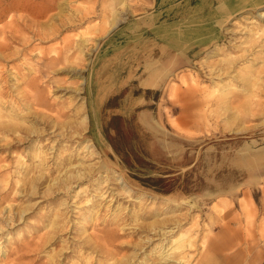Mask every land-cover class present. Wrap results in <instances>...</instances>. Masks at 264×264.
I'll return each instance as SVG.
<instances>
[{"label":"rangeland","instance_id":"rangeland-1","mask_svg":"<svg viewBox=\"0 0 264 264\" xmlns=\"http://www.w3.org/2000/svg\"><path fill=\"white\" fill-rule=\"evenodd\" d=\"M226 1L0 0V264H264V3ZM148 64L134 172L96 138Z\"/></svg>","mask_w":264,"mask_h":264},{"label":"crops","instance_id":"crops-1","mask_svg":"<svg viewBox=\"0 0 264 264\" xmlns=\"http://www.w3.org/2000/svg\"><path fill=\"white\" fill-rule=\"evenodd\" d=\"M152 65H145L143 66V76H141L139 79L136 80L135 85H132L131 82H126L125 84L120 86V89L114 91L113 93L109 94L106 99L103 102V110L104 112H110V115L108 116L106 122L102 124V139L105 145L109 148V150L115 154L121 163L124 164L126 168L127 165L125 164L124 160L130 159V163L133 164V168H128L131 171L138 172V171H144L148 169H156L158 168L156 166V163L153 162L148 154L145 152L143 148V152L139 151L138 149H132L131 141L125 140V136L128 135V132H125L126 128L136 127L139 123L136 119L137 112L139 111V108L137 109L135 106H141L142 105H150L151 103H154L156 100V95L158 92V88L161 86L162 81L165 78V75H161V71L159 69H152ZM133 80V79H130ZM145 83H150L151 86H145ZM115 87H117L115 85ZM131 88L134 87L136 89V92L132 93V98L137 101V104L133 107H129V109L126 110V108L122 107L120 104V98L122 94L121 88ZM136 108V109H135ZM149 112L143 111L140 114H138L137 118L141 120L144 123H147L149 120ZM113 118H120L114 125L110 124L111 120ZM120 123L119 127L118 124ZM120 130V133H117L116 129ZM109 133L112 138L115 139L116 146L119 150V152H116L109 141L107 140L105 132ZM133 143V142H132ZM134 157H138L139 159L143 160L145 162L144 167H140L134 162ZM157 178H161L160 175H155ZM163 178V177H162Z\"/></svg>","mask_w":264,"mask_h":264},{"label":"bare ground","instance_id":"bare-ground-1","mask_svg":"<svg viewBox=\"0 0 264 264\" xmlns=\"http://www.w3.org/2000/svg\"><path fill=\"white\" fill-rule=\"evenodd\" d=\"M202 1V0H201ZM228 2H230V0H227ZM227 1H226V3H227ZM245 1L246 0H237V2H238V4L236 3L235 5H234V2H235V0H233L232 1V4L230 5H228V8H226L224 11L226 12V14L228 13L229 14V12H230V14H235V13H239V10H241V9H245V7H247V6H249V4H247V6H245V5H242L239 9H237L239 6H240V4L242 3V2H244L245 3ZM256 1H258L259 3H264V0H256ZM217 6V5H216ZM235 6V7H234ZM210 7V6H209ZM230 7H233V8H231L230 9ZM249 8V7H248ZM251 9V8H250ZM246 10V9H245ZM255 10V9H254ZM242 11V10H241ZM248 12H250V11H248ZM261 13V12H260ZM220 14V13H219ZM257 15V14H256ZM116 14H115V16H114V18H113V22H112V24H111V26L112 27H114V26H116L118 23H120L121 21L120 20H117L116 19ZM227 16V15H226ZM264 17V13H262V14H260V17ZM217 17V16H216ZM223 17V16H222ZM224 18H226L227 19V17H223V21L225 20ZM217 19V18H216ZM262 19V18H261ZM220 20V19H219ZM221 22V21H220ZM228 22V21H227ZM231 23V22H230ZM251 23H253V22H251ZM226 24V23H225ZM220 26V25H219ZM222 27V26H221ZM220 29V28H219ZM225 29V28H224ZM201 38V37H200ZM193 46V45H192ZM189 48H190V44H187V46H186V48H184V50L185 51H187V50H189ZM183 50V51H184ZM196 50V49H195ZM212 53V52H211ZM206 54V53H205ZM208 54V53H207ZM212 54H215V52L214 53H212ZM191 55H193V54H191ZM182 58V57H181ZM172 64V63H171ZM194 66V65H193ZM145 86H151V84L150 83H145ZM98 128V127H97ZM97 128H95L96 130L95 131H97ZM98 139V137L96 138V141L98 142V144L101 142V143H103V140H102V138L99 136V139ZM100 140V141H99ZM76 177V176H75ZM120 180V179H119ZM151 226V225H150ZM164 227V226H163ZM143 228V227H142ZM149 229V228H148ZM151 230V229H150ZM141 231H139V229H137L136 231H135V233L136 234H138V233H140ZM162 233V234H161ZM167 234H171L170 232H161V231H159L158 232V235L160 236V237H164V239H166V235ZM183 235H180L176 240H174L172 243H174V247L172 246L171 248H170V252L171 253H169L168 251L167 252H162L161 254H160V259H159V261H160V263H163V264H165V263H168V261H170L171 260V256H172V254H175V253H178L179 254V257H178V261L181 263V264H184V262H183V260H184V256L182 257L181 256V251L182 250H184V248H185V240L183 239Z\"/></svg>","mask_w":264,"mask_h":264},{"label":"trees","instance_id":"trees-1","mask_svg":"<svg viewBox=\"0 0 264 264\" xmlns=\"http://www.w3.org/2000/svg\"><path fill=\"white\" fill-rule=\"evenodd\" d=\"M118 120H120V118H113L110 122V124L114 125V123H116ZM120 124H118L119 127ZM120 128V127H119ZM117 133H120V130L117 128L116 129ZM107 140L109 141V143L111 144V146L113 147V149L116 152H119L116 143H115V139L111 137V135H109L108 131L107 133L105 132ZM134 162L139 165L140 167H144L145 162L141 159H139L138 157H134ZM125 164L127 165V167L133 168V164L130 163V159L128 160H124ZM135 179H137L139 182H141V184L146 187L149 188L153 191H155L156 193L159 194H169L171 193L174 188H175V182H172V180L170 181V179H165V178H157V177H146V178H142V177H134Z\"/></svg>","mask_w":264,"mask_h":264}]
</instances>
